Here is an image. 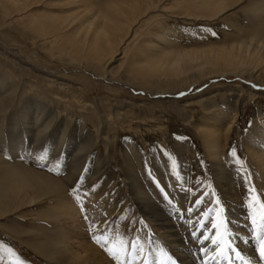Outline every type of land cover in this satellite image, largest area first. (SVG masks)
Wrapping results in <instances>:
<instances>
[{"label":"rangeland","instance_id":"1","mask_svg":"<svg viewBox=\"0 0 264 264\" xmlns=\"http://www.w3.org/2000/svg\"><path fill=\"white\" fill-rule=\"evenodd\" d=\"M96 1L100 4L102 0ZM45 9H33L32 13ZM58 9L46 11L59 14ZM160 14L159 24L177 23L178 41L189 48L222 44L226 39L229 43L235 36L246 37L252 30L250 27L256 26L252 15L241 9L213 21L178 17L167 11ZM29 20L12 21L0 11V51L6 60V67H1L0 71L9 66L16 68L17 63H21L25 68L22 75L27 79L22 75L23 79L18 78L17 68L14 72H6L13 79L16 77L15 81H23L20 91L26 99L43 92L39 94L43 100L39 101L47 120L52 123L51 129L58 125L55 127L57 132L63 131L67 135L59 145L51 133L46 140L35 141L36 136L22 129L13 130L10 139L16 146L10 147L5 139L0 141V158L7 162L0 165V174L16 170L18 167L11 164L20 163L58 180L66 201L75 209V216L73 222L65 216L57 220L52 199L26 202L31 190L27 186L15 188L16 191L9 193L0 205V264H91L71 262L79 258L77 254H86L78 250L77 243L81 240L96 248L108 264H115L94 242L90 229L96 235L106 234L110 241L119 235L127 242L126 247L134 257L136 251L131 249V243L136 244L137 250L143 247L148 264L162 260L160 249L166 247L171 254L175 247L171 248L165 232L154 224L153 214L136 203L131 177L157 206L154 216L165 215L184 243L195 240L193 231L197 236L201 233L216 235L217 230L212 228V223H219L221 219L214 203L216 199L221 200L225 209L223 220L228 231L225 240L231 242L233 248H236L235 244H243L244 238L253 245V241L257 242L252 236L250 213L254 212L259 219L262 210L255 200H249V190H253V197L264 203L263 175L251 154L259 148L264 151V83L231 74L173 89V82H164L165 79L145 80L152 89L175 91L155 93L138 88L134 84L136 80L131 81L129 76L126 78V62L123 60L116 63L123 65L124 73L121 71V75H116L119 78L114 77L122 83L101 79L82 66H88L84 61L58 51L57 45L40 46L36 37L38 32L33 24H28ZM236 26L243 30L238 32ZM189 28L195 33L186 38ZM32 78H38L36 85L44 82L37 87L30 81ZM44 83L45 86L50 84L47 86L50 89ZM51 96L57 102H49ZM208 113L221 118L222 129L225 133L227 131L216 160H223L221 162L230 171L238 192L234 206L229 205L224 197L228 186L220 189L212 178L210 167L213 159L196 129L200 123V127L203 126L202 116ZM90 115L92 117L88 118ZM109 115L111 119H107ZM232 150H235L236 157L229 154ZM45 153L46 158L42 159ZM197 200H202L199 206L196 205ZM189 208L192 209L191 214L187 211ZM200 224L204 225L202 229ZM218 230L223 232L224 229ZM196 242L199 244V240ZM134 264H143V259L137 257Z\"/></svg>","mask_w":264,"mask_h":264},{"label":"bare ground","instance_id":"2","mask_svg":"<svg viewBox=\"0 0 264 264\" xmlns=\"http://www.w3.org/2000/svg\"><path fill=\"white\" fill-rule=\"evenodd\" d=\"M40 7L52 10L59 8V14H54L52 10L46 11L47 9L39 11L36 14L32 13L34 12L33 9H39ZM71 7H74V10ZM236 9L238 11L239 9L245 11L256 20L255 27H250V24L249 27L252 30L250 29L251 31L248 32L246 37L242 38V35H240L237 38L234 35L235 37L231 38V41L228 40L230 41L229 43H226V39L222 44L213 43L199 48H189L180 45L178 41L180 36L178 33L180 32H177V23H165L166 25L163 23V25H160L158 21V18L162 15L160 13L166 11L178 17L213 21L214 19L224 18L225 15ZM0 11L12 21L30 19L28 24L31 26L33 24L38 32L36 37H38L37 41L40 46L47 45L52 47L53 44L57 45L59 50L56 46L55 48L58 51H64L65 55H71L72 58L84 61L88 66H82L94 72L97 76H101V79L103 77L111 81L117 80L121 82L120 79L116 78H119L117 76L121 75V71L123 72V65L116 62L123 60L126 62L124 71L126 78L129 76L131 77V81L136 80L133 83L138 88L149 91L153 90L155 93L175 91H166V88L152 89L146 84L147 82L145 83V80L165 79L164 82H173V89H181L194 82H200L210 77L231 74L254 79L259 84L264 83V0H102L100 4L96 0H0ZM242 30L241 27H237L238 32ZM194 31V29L189 28L186 38L190 34L192 35ZM4 52H6V55L9 54L7 51ZM3 56V53L0 51V68L6 65V60ZM20 64L17 63V69L14 67L16 70L9 66L7 69L4 68L5 70L2 69L0 71V141H4L5 139L7 141L6 144H9L10 147L12 145L16 146L14 140L10 139L11 132L15 129H22L28 134L36 136L35 141H44L49 133H51V136L53 138L56 137L58 144L61 145L67 133L66 135L63 131L58 133L56 129L58 125L55 126L56 128L51 129L52 123L47 120V114L44 112L42 104L39 101L42 96L39 95L41 91L38 95L33 93L35 96L31 95V97L26 99L22 96L23 92L20 91L21 82L23 81H15L16 77L14 76L15 78L13 79L6 72L7 70H13V72L15 70L16 73L20 74L18 78L23 79L21 75L25 68ZM191 70H194V72L190 75L186 74ZM23 76L24 78L27 77L26 75ZM115 76L116 78H114ZM33 80L30 81L35 83L37 80L38 82V78ZM138 80L140 82H137ZM32 83L30 82L29 84L34 87ZM42 83L39 82L37 85ZM45 83L43 84L44 86ZM27 85L28 83H26ZM43 85H40V87H43ZM61 86L63 87L62 84ZM27 88L29 87L27 86ZM41 88L38 89L40 90ZM62 91L64 90L62 89ZM41 93L43 94V92ZM69 93L70 95L72 94V92ZM63 94H65V91ZM66 94L68 93L66 92ZM69 98V100L72 99L71 96ZM52 101L55 100L52 99L49 102ZM54 104L57 105L56 103ZM81 107L84 109L83 106ZM93 113L92 115H94ZM91 117V115L88 116V118ZM202 117H204L202 118L203 120L200 119L203 126L200 127V123L196 129L201 134L200 137L203 138L204 145L209 153L208 155L213 159V161L211 160L210 167L212 178L220 189L224 190L228 186L229 189L225 192L224 197L229 202V205L234 206L236 201H238V192L232 181L230 171L228 172L225 164L221 162L223 160H216V156L220 153L222 140L226 138L227 131L225 133V129H222L220 124L221 118L218 119L216 114L208 113ZM107 119H111V116L109 115ZM251 154L254 157L256 165L261 170L264 186V151L259 148L257 151H252ZM3 163L7 162L0 158V165ZM11 165H15L18 168L5 175L0 174V205L4 203L5 198L9 197L7 196L9 193L12 194L15 188L27 186L31 190V193L28 195L30 197L26 199V202H31L34 199L45 200L50 198L54 202V217L58 220L60 216H65L73 222L75 209L66 201L67 198L63 194L62 185L58 180L22 166L20 163ZM131 178L133 179L132 185L136 203H140L146 212L153 214L152 220L154 224L158 225V229L162 232H165L166 238L170 241V245H172L171 248L175 247V250L172 249L171 255L176 258L178 264H204L205 260H207V264H245L246 261L248 264H263L258 257L257 242L253 241V245L250 244L251 242L246 241L245 238L242 241L243 244L234 245L236 252L243 258L241 261L231 251L228 253V259L217 257L216 260H212L211 256L215 254L216 249V246L211 242L212 234L207 233V235L203 233V235L209 237V240L203 243L199 242L197 244L196 239L190 243L186 239L187 243H184L180 239L179 232H176V229L171 227V222L165 215L154 216V213L158 210L157 206L148 197L146 192H142L137 186L140 184L135 182V178ZM203 235L197 236L199 240L203 239ZM77 244L79 246L78 250L81 251L80 253L86 252V254H77L79 258L75 257L77 259L71 262L85 263L86 261L91 262V264H108V261L103 258L100 252L90 244H87L85 240H81ZM255 246L256 248H254ZM200 247L208 249L209 255L207 254L208 256L203 260L202 258L205 255L200 253ZM54 258L55 256L52 257V259Z\"/></svg>","mask_w":264,"mask_h":264},{"label":"snow or ice","instance_id":"3","mask_svg":"<svg viewBox=\"0 0 264 264\" xmlns=\"http://www.w3.org/2000/svg\"><path fill=\"white\" fill-rule=\"evenodd\" d=\"M183 95V93H181ZM231 156L236 157L235 150L230 151L229 153ZM41 158H46V153L41 156ZM253 190H249V200H255V203L259 205L260 209L262 210L261 215L259 219H257L255 213H250V219H251V225H252V236L258 243L257 253L259 260L261 262H264V203H261L259 199L253 197L251 195ZM171 203V202H170ZM202 203V200H197L196 205L199 206ZM214 203L217 205L219 209V215L221 216V219L219 223H212V228L216 229V235L211 238V242L213 245L216 246L215 254L211 256L212 260H216L217 257L228 259V253L229 251L235 253L237 259H243L240 257L239 253L236 252V249L233 248L232 243L225 240V237L228 235L227 228L224 224L223 220V213H224V206H222V202L220 199H216ZM251 207V205H250ZM189 214H191L192 209L189 208L187 210ZM87 219V217H85ZM204 227L203 224H200V228L202 229ZM223 228V232H220L218 229ZM90 231L93 232V240L96 244H98L107 254L110 258H112L115 261V264H134V261L137 257L143 259V264H148L147 258L144 257V248L140 247L137 250V246L135 243H131V249L133 251H136V256L134 257L132 255V252L128 251V248L126 247L127 242L120 238L119 235H117V238L114 241H110L109 237L104 235H96L95 231L93 229H90ZM203 235V233H201ZM192 238L199 240L197 237L196 231L192 232ZM209 240V237L207 235H203V239L199 240L200 243H203L204 241ZM201 253L207 256L208 249L207 248H201ZM160 254L163 257L162 260H157L155 264H178V261L176 258H174L169 252L167 251L166 247H162L160 249ZM204 264H207V260L204 261ZM245 264H248L246 261Z\"/></svg>","mask_w":264,"mask_h":264}]
</instances>
